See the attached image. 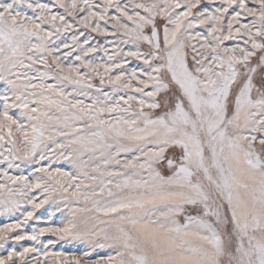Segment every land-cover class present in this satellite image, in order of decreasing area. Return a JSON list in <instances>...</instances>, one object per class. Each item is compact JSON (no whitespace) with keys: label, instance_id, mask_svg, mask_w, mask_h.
<instances>
[{"label":"snow or ice","instance_id":"obj_1","mask_svg":"<svg viewBox=\"0 0 264 264\" xmlns=\"http://www.w3.org/2000/svg\"><path fill=\"white\" fill-rule=\"evenodd\" d=\"M0 264H264V0H0Z\"/></svg>","mask_w":264,"mask_h":264}]
</instances>
